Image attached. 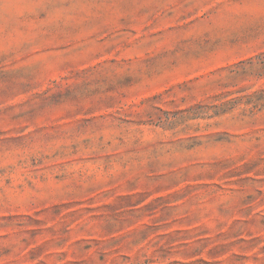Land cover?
Returning a JSON list of instances; mask_svg holds the SVG:
<instances>
[{
	"label": "rangeland",
	"instance_id": "374dc122",
	"mask_svg": "<svg viewBox=\"0 0 264 264\" xmlns=\"http://www.w3.org/2000/svg\"><path fill=\"white\" fill-rule=\"evenodd\" d=\"M0 264H264V0H0Z\"/></svg>",
	"mask_w": 264,
	"mask_h": 264
}]
</instances>
